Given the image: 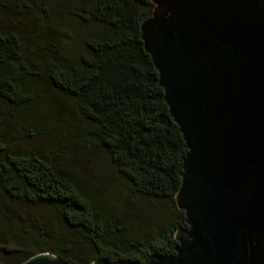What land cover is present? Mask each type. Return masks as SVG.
Masks as SVG:
<instances>
[{
    "label": "trees",
    "instance_id": "1",
    "mask_svg": "<svg viewBox=\"0 0 264 264\" xmlns=\"http://www.w3.org/2000/svg\"><path fill=\"white\" fill-rule=\"evenodd\" d=\"M153 6L0 0V264L39 252L69 264L174 254V232L186 227L174 200L186 148L140 38ZM37 137L54 146L23 145ZM73 150L100 173L99 187L67 162ZM42 209L62 234L51 235Z\"/></svg>",
    "mask_w": 264,
    "mask_h": 264
},
{
    "label": "water",
    "instance_id": "2",
    "mask_svg": "<svg viewBox=\"0 0 264 264\" xmlns=\"http://www.w3.org/2000/svg\"><path fill=\"white\" fill-rule=\"evenodd\" d=\"M151 1L140 38L186 148L174 195L186 227L174 254L90 264H264V0Z\"/></svg>",
    "mask_w": 264,
    "mask_h": 264
},
{
    "label": "rangeland",
    "instance_id": "3",
    "mask_svg": "<svg viewBox=\"0 0 264 264\" xmlns=\"http://www.w3.org/2000/svg\"><path fill=\"white\" fill-rule=\"evenodd\" d=\"M5 113L0 114V118ZM18 121H16V123H12L6 119L5 123L10 124L11 126L17 129ZM23 145L28 146V147H35L38 149L43 148L44 150L50 149L54 146V144L51 145L49 142H46V140H43L40 137H37L34 139H31V138L27 139ZM67 153H69V155L68 157H66V160L71 165V167L75 171L79 172L81 175H84L86 178H89L90 181H95V183L97 182L99 184L98 185L99 187L101 184L100 178H102V176L100 175L99 172L95 170L94 166L86 162V160L82 158L81 154L77 153L75 150H73L72 152H67ZM98 195L101 197V200H107L108 195L107 193L103 192V190L98 191ZM114 198L116 199L115 200L116 202L117 201L125 202L124 205L126 206L127 204V207L132 211V213H136V212L144 213V214L147 213V207L144 204L139 203L138 199L136 198H127L126 196H123L122 194H118ZM39 216L42 218V220H46V222L51 225V228H52L51 235L53 237L57 236V234L59 235L62 234V231L58 225V219L53 214V212L42 209L39 213ZM76 239L80 240L79 238H76Z\"/></svg>",
    "mask_w": 264,
    "mask_h": 264
}]
</instances>
